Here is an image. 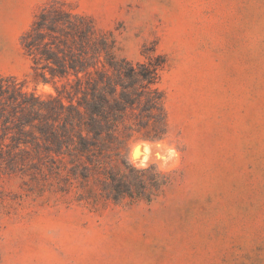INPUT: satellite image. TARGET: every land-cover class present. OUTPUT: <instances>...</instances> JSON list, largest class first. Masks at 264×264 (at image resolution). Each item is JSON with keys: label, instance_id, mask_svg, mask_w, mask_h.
<instances>
[{"label": "rangeland", "instance_id": "obj_1", "mask_svg": "<svg viewBox=\"0 0 264 264\" xmlns=\"http://www.w3.org/2000/svg\"><path fill=\"white\" fill-rule=\"evenodd\" d=\"M50 1L0 0V76L41 94L53 88L20 37ZM63 1L118 56L165 57L168 132L123 152L171 183L150 202H115L0 173V264H264V0Z\"/></svg>", "mask_w": 264, "mask_h": 264}, {"label": "trees", "instance_id": "obj_2", "mask_svg": "<svg viewBox=\"0 0 264 264\" xmlns=\"http://www.w3.org/2000/svg\"><path fill=\"white\" fill-rule=\"evenodd\" d=\"M20 43L53 92L0 76V173L52 177L58 191L82 188L115 202L154 200L170 175L137 167L124 152L134 135L160 140L168 132L165 57L118 56L110 34L63 0L42 5Z\"/></svg>", "mask_w": 264, "mask_h": 264}, {"label": "water", "instance_id": "obj_3", "mask_svg": "<svg viewBox=\"0 0 264 264\" xmlns=\"http://www.w3.org/2000/svg\"><path fill=\"white\" fill-rule=\"evenodd\" d=\"M131 154L139 159L141 157V150H140V147L139 146H134L133 149L131 150Z\"/></svg>", "mask_w": 264, "mask_h": 264}, {"label": "bare ground", "instance_id": "obj_4", "mask_svg": "<svg viewBox=\"0 0 264 264\" xmlns=\"http://www.w3.org/2000/svg\"><path fill=\"white\" fill-rule=\"evenodd\" d=\"M143 144H145V143H143ZM146 145V144H145ZM136 146H139L140 147V150H141V145H136ZM148 146V145H147ZM143 147V146H142ZM144 148V147H143ZM147 148V147H146ZM146 153H147V151H146ZM148 154V153H147ZM144 156V155H143ZM135 158V157H134ZM139 160V159H138ZM142 161V160H141ZM143 164V163H142ZM140 165V164H139Z\"/></svg>", "mask_w": 264, "mask_h": 264}]
</instances>
